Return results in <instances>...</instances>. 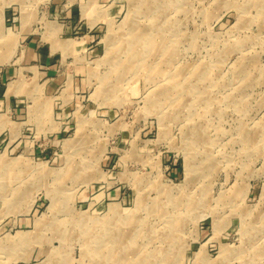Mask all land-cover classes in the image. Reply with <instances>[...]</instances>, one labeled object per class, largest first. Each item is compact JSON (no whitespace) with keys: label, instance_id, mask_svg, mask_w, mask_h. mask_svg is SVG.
<instances>
[{"label":"rangeland","instance_id":"374dc122","mask_svg":"<svg viewBox=\"0 0 264 264\" xmlns=\"http://www.w3.org/2000/svg\"><path fill=\"white\" fill-rule=\"evenodd\" d=\"M52 6L0 0V264H264V0H63L33 68Z\"/></svg>","mask_w":264,"mask_h":264},{"label":"crops","instance_id":"0c3cea01","mask_svg":"<svg viewBox=\"0 0 264 264\" xmlns=\"http://www.w3.org/2000/svg\"><path fill=\"white\" fill-rule=\"evenodd\" d=\"M63 0H53V6L52 9L54 12L59 13V15L62 17H69L70 23L68 24L67 22L60 23L58 22L56 24L57 27V43L56 44H50L48 45H43L42 43V33L39 31H26L24 32L23 39L25 40V48L27 52V63L31 64L34 62L33 68L37 67V63L40 64H50L51 62V55H53L54 51L56 53L58 51H67V49H71L73 47L72 44V39L71 38H63L64 34H66L71 28H72V22L77 20L79 17L78 15H82V8H78L77 6L70 7V8H65L64 11L61 8V3ZM62 12V13H60ZM83 17V16H82ZM81 17V18H82ZM80 18V19H81ZM74 20V21H72ZM65 21V20H64ZM67 21V20H66ZM41 35V36H40ZM57 47H62L61 49ZM56 48V50L54 49ZM64 49V50H63ZM53 66V65H52ZM52 66H47L52 67ZM31 67V66H30ZM29 67V68H30ZM46 73H49V71H42L41 75H44ZM14 75L13 72L7 68L2 69L0 72V80L4 82L5 80L11 78V76ZM37 75V72H36ZM14 83V80L10 81V85ZM54 82L52 83V85ZM16 87H19L17 85Z\"/></svg>","mask_w":264,"mask_h":264},{"label":"bare ground","instance_id":"6f19581e","mask_svg":"<svg viewBox=\"0 0 264 264\" xmlns=\"http://www.w3.org/2000/svg\"><path fill=\"white\" fill-rule=\"evenodd\" d=\"M158 26H159V25H158ZM141 36H142V35H141ZM147 37H148V36H147ZM147 37H146V38H147ZM7 38H8V37H7ZM14 38H15V37H14ZM137 40H138V37H137ZM143 40H144V39H143ZM153 42H154V41H153ZM166 44H168L167 41H166ZM162 45H163V44H162ZM144 46H145V45H144ZM109 48H110V47H109ZM166 49H167V48H166ZM114 54H115V53H114ZM133 58H134V57H133ZM108 60H109V59H108ZM112 60H113V58H112ZM110 61H111V60H110ZM123 61H124V60H123ZM129 62H130V61H129ZM123 68H124V67H123ZM152 76H153V74H152ZM153 100H154V99H153ZM13 196H14V195H13ZM113 211H114L115 214L118 213L117 210H116L115 208L113 209ZM114 217H115V216H114ZM114 217H113V218H114ZM124 217H125V216H124ZM119 218H120V217H119ZM111 220H112V218H111ZM85 221H86V220H85ZM106 225H107V224H106ZM109 225H110V224H109ZM118 226H119V225H118ZM108 227H109V226H108ZM111 227H112V226H111ZM113 230H114V229H113ZM124 231H125V230H124ZM118 232H119V231H118ZM22 235H24V234H22ZM114 235H115V234H114ZM20 237H21V236H20ZM23 237H24V236H23ZM123 245H124V244H123ZM165 245H166V244H165ZM120 250H121V249H119V251H120ZM121 252H122V251H121ZM149 252H150V251H149ZM126 253H127V252H126ZM164 254H165V253H164ZM138 256H139V255H138ZM135 258H136V257H135ZM144 258L146 259V257H144ZM140 259H141V258H140ZM142 260H143V259H142ZM121 261H122V259H121ZM146 261H147V260H146ZM142 262H143V261H142ZM149 262H150V261H149ZM122 264H123V263H122Z\"/></svg>","mask_w":264,"mask_h":264}]
</instances>
